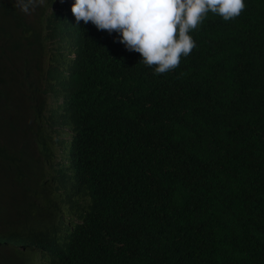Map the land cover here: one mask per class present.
I'll use <instances>...</instances> for the list:
<instances>
[{
	"label": "clouds",
	"instance_id": "9594fccd",
	"mask_svg": "<svg viewBox=\"0 0 264 264\" xmlns=\"http://www.w3.org/2000/svg\"><path fill=\"white\" fill-rule=\"evenodd\" d=\"M245 8L244 0H0V264H74L88 223L95 231L80 264L128 262L134 247L117 242L81 180L90 162L116 174L146 160L126 130H94L116 116L94 72L122 68L117 41L155 74L171 72L209 13L229 21ZM114 94L122 100L133 88ZM157 104L169 126L192 107L183 90Z\"/></svg>",
	"mask_w": 264,
	"mask_h": 264
},
{
	"label": "trees",
	"instance_id": "16d2710c",
	"mask_svg": "<svg viewBox=\"0 0 264 264\" xmlns=\"http://www.w3.org/2000/svg\"><path fill=\"white\" fill-rule=\"evenodd\" d=\"M244 2L233 20L209 13L190 33L196 47L171 72L155 74L118 41L122 68L94 72L116 108L94 130H126L146 160L116 174L90 162L81 180L117 242L134 247L126 264H264V0ZM118 87L133 94L118 99ZM177 90L192 107L169 126L157 103ZM94 231L90 223L81 230L74 264Z\"/></svg>",
	"mask_w": 264,
	"mask_h": 264
}]
</instances>
